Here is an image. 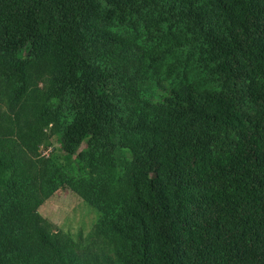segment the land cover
<instances>
[{
  "label": "trees",
  "instance_id": "obj_1",
  "mask_svg": "<svg viewBox=\"0 0 264 264\" xmlns=\"http://www.w3.org/2000/svg\"><path fill=\"white\" fill-rule=\"evenodd\" d=\"M126 19L158 46L111 30ZM176 51L204 79L153 101ZM67 109L69 154L111 151L85 194L112 250L94 261L37 211L29 141ZM0 264H264V0H0Z\"/></svg>",
  "mask_w": 264,
  "mask_h": 264
},
{
  "label": "rangeland",
  "instance_id": "obj_2",
  "mask_svg": "<svg viewBox=\"0 0 264 264\" xmlns=\"http://www.w3.org/2000/svg\"><path fill=\"white\" fill-rule=\"evenodd\" d=\"M143 26L145 24L140 21L133 26L130 19H126L122 22H114L110 28L126 34V37H134L136 41L150 49L156 48L157 42L146 40L142 29L138 30L144 28ZM195 59L189 57L187 51H176L167 54L158 62L155 61L147 72L154 77H160L162 84L156 87L158 93L150 98L153 101L160 100L170 87L179 86L186 77L198 82L204 79L205 71L195 64ZM205 82L206 86L211 83ZM40 86L44 87V83L40 82ZM68 111L67 109L66 112H62L59 118L49 125L39 123L38 136L29 141L27 151L46 175L49 188L48 196L37 211L50 223L51 229L62 231L79 241L80 252L85 258L94 261V258L88 254L102 253V251L110 253L112 250L102 234L95 230L102 212L85 198V194L94 188L99 190L101 184L111 175L113 168L110 161L111 151L107 149L97 152L98 162L97 165L93 163L94 166L88 163L90 145L85 140L74 153L69 154L66 151L68 144L66 131L71 121ZM41 127L42 133L39 130ZM2 144L5 146L4 142ZM122 150L127 151V155L140 152L138 146L130 141L124 142ZM64 169L63 178L59 180L57 175H60V171ZM46 180L43 178L41 182L45 183ZM14 191L17 197L21 196L19 189L15 188Z\"/></svg>",
  "mask_w": 264,
  "mask_h": 264
}]
</instances>
